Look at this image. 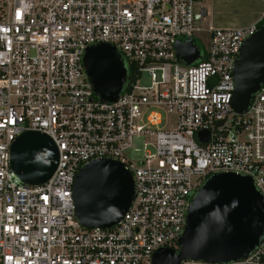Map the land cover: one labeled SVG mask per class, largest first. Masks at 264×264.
<instances>
[{
    "label": "built area",
    "instance_id": "1",
    "mask_svg": "<svg viewBox=\"0 0 264 264\" xmlns=\"http://www.w3.org/2000/svg\"><path fill=\"white\" fill-rule=\"evenodd\" d=\"M205 16L198 0H0V264H153L158 248H180L188 206L212 174L250 175L264 196V82L246 110L232 106L235 62L259 20L218 27ZM191 37L202 56L186 63L176 44ZM102 41L134 68L114 101L96 94L84 64ZM28 129L59 148L40 184L11 165V145ZM136 136L142 156L133 159ZM96 158L122 161L135 187L117 224L89 228L73 188ZM178 264H264V236L238 260Z\"/></svg>",
    "mask_w": 264,
    "mask_h": 264
},
{
    "label": "water",
    "instance_id": "2",
    "mask_svg": "<svg viewBox=\"0 0 264 264\" xmlns=\"http://www.w3.org/2000/svg\"><path fill=\"white\" fill-rule=\"evenodd\" d=\"M177 56L193 63L202 56V44L194 38L177 41ZM87 74L96 94L114 101L124 88L128 68L110 42L89 45L84 55ZM233 109L243 112L264 82V24L244 41L234 67ZM222 122V120H221ZM207 140L209 132L199 131ZM59 148L41 130L18 134L11 145V165L19 177L40 184L55 172ZM134 176L114 158H96L85 163L76 175L73 196L76 215L85 227L117 224L134 195ZM264 236V196L250 175L220 171L209 176L188 206L187 223L179 238L180 248L160 247L153 264H178L182 259L229 262L247 256Z\"/></svg>",
    "mask_w": 264,
    "mask_h": 264
},
{
    "label": "crops",
    "instance_id": "3",
    "mask_svg": "<svg viewBox=\"0 0 264 264\" xmlns=\"http://www.w3.org/2000/svg\"><path fill=\"white\" fill-rule=\"evenodd\" d=\"M206 26H245L264 17V0H198Z\"/></svg>",
    "mask_w": 264,
    "mask_h": 264
},
{
    "label": "rangeland",
    "instance_id": "4",
    "mask_svg": "<svg viewBox=\"0 0 264 264\" xmlns=\"http://www.w3.org/2000/svg\"><path fill=\"white\" fill-rule=\"evenodd\" d=\"M204 36V35H203ZM197 41L200 42V38H197ZM143 82H148V75L146 72H143ZM143 146V138L140 136H136L134 139V148H131L126 151V154L133 159H138L142 156V151L135 150V147Z\"/></svg>",
    "mask_w": 264,
    "mask_h": 264
},
{
    "label": "trees",
    "instance_id": "5",
    "mask_svg": "<svg viewBox=\"0 0 264 264\" xmlns=\"http://www.w3.org/2000/svg\"><path fill=\"white\" fill-rule=\"evenodd\" d=\"M262 24H264V17H262V19H260L259 22H258L259 26L262 25ZM126 66L128 68V78H127V82H126V87H129V83H130L132 72L134 73V68L128 62H126Z\"/></svg>",
    "mask_w": 264,
    "mask_h": 264
}]
</instances>
